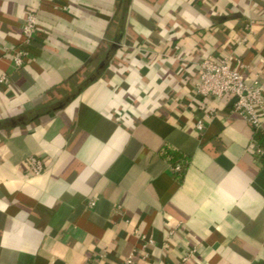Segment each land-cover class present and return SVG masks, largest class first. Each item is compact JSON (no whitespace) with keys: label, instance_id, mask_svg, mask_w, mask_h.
I'll list each match as a JSON object with an SVG mask.
<instances>
[{"label":"crops","instance_id":"obj_1","mask_svg":"<svg viewBox=\"0 0 264 264\" xmlns=\"http://www.w3.org/2000/svg\"><path fill=\"white\" fill-rule=\"evenodd\" d=\"M225 57L264 83V0H0V264H264V123L195 88Z\"/></svg>","mask_w":264,"mask_h":264},{"label":"built area","instance_id":"obj_2","mask_svg":"<svg viewBox=\"0 0 264 264\" xmlns=\"http://www.w3.org/2000/svg\"><path fill=\"white\" fill-rule=\"evenodd\" d=\"M38 31V18L35 13H29L23 25V44L29 45ZM29 51L26 48L18 49L14 55L17 67L25 63ZM196 91L203 97L231 98L234 111L242 115L253 127L260 128L264 123V83H248L244 75V63L234 57H225L220 60L205 59L199 63L198 81L195 83ZM197 128L203 131L206 127L204 121L196 123ZM257 153H263V148L256 146ZM28 169L33 175H39L45 170L42 157L32 155L28 159ZM175 170L180 171L177 164ZM93 207L96 202L89 201ZM152 244L153 240H149ZM88 264H102V259L96 257ZM122 264H140L131 255Z\"/></svg>","mask_w":264,"mask_h":264},{"label":"trees","instance_id":"obj_3","mask_svg":"<svg viewBox=\"0 0 264 264\" xmlns=\"http://www.w3.org/2000/svg\"><path fill=\"white\" fill-rule=\"evenodd\" d=\"M254 138H255V141L258 143V145L264 149V131L260 129H256ZM164 153L166 155H172L170 150H166ZM177 163H178V160L173 161V165H176ZM184 167L185 166L181 164V168H182L181 172L183 171Z\"/></svg>","mask_w":264,"mask_h":264}]
</instances>
